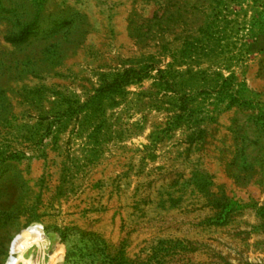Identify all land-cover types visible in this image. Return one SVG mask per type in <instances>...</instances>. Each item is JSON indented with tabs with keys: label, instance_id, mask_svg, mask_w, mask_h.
Returning a JSON list of instances; mask_svg holds the SVG:
<instances>
[{
	"label": "rangeland",
	"instance_id": "rangeland-1",
	"mask_svg": "<svg viewBox=\"0 0 264 264\" xmlns=\"http://www.w3.org/2000/svg\"><path fill=\"white\" fill-rule=\"evenodd\" d=\"M17 252L264 264V0H0V264Z\"/></svg>",
	"mask_w": 264,
	"mask_h": 264
},
{
	"label": "trees",
	"instance_id": "trees-1",
	"mask_svg": "<svg viewBox=\"0 0 264 264\" xmlns=\"http://www.w3.org/2000/svg\"><path fill=\"white\" fill-rule=\"evenodd\" d=\"M157 11L158 10H155L153 16L147 19L148 23H132L131 29L134 31V35L137 40L147 39L148 34L151 32V30H153L152 28L160 29V20L162 15H158Z\"/></svg>",
	"mask_w": 264,
	"mask_h": 264
},
{
	"label": "bare ground",
	"instance_id": "bare-ground-1",
	"mask_svg": "<svg viewBox=\"0 0 264 264\" xmlns=\"http://www.w3.org/2000/svg\"><path fill=\"white\" fill-rule=\"evenodd\" d=\"M11 264H25L24 256L19 252L15 253L11 258Z\"/></svg>",
	"mask_w": 264,
	"mask_h": 264
}]
</instances>
